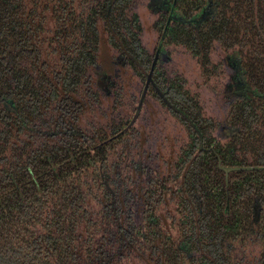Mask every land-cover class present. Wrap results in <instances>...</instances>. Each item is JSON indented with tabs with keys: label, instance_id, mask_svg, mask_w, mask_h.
Listing matches in <instances>:
<instances>
[{
	"label": "flooded vegetation",
	"instance_id": "flooded-vegetation-1",
	"mask_svg": "<svg viewBox=\"0 0 264 264\" xmlns=\"http://www.w3.org/2000/svg\"><path fill=\"white\" fill-rule=\"evenodd\" d=\"M94 1L83 3L95 12L90 41L99 61L90 66V79L95 106L109 100L110 112L106 126L82 110L77 128L46 131L50 145L60 138L77 142L63 149L56 165L81 164L83 178L110 173L107 196L122 199L130 212L127 248L133 240L152 247L150 235L157 233L168 262H196L202 247L216 253L219 244L230 249L225 258L231 264L228 254L243 250L245 241L228 238L240 229L232 222L240 211L233 210L229 181L240 184L243 172L264 169L253 167L235 144L246 130L231 110L255 90L240 52L222 39L234 2ZM213 168L225 182L215 191ZM251 205L256 224L262 203ZM135 230L144 240L135 239ZM231 257L238 263L240 256ZM203 258L215 262L213 255Z\"/></svg>",
	"mask_w": 264,
	"mask_h": 264
},
{
	"label": "trees",
	"instance_id": "trees-1",
	"mask_svg": "<svg viewBox=\"0 0 264 264\" xmlns=\"http://www.w3.org/2000/svg\"><path fill=\"white\" fill-rule=\"evenodd\" d=\"M231 1L235 13L222 39L240 52L255 90L231 110L246 130L235 144L253 167L264 168V0ZM83 3L95 1L0 0V264H178L165 260L157 233L150 235L152 247L133 240L127 248L130 212L122 199L107 196L110 173L83 178L78 163L63 170L57 158L77 142L60 138L50 145L46 138L52 128H77L82 110L105 126L110 112L109 100L95 106L89 71L99 61L90 41L95 12ZM212 175L215 191L225 182L216 168ZM240 175L241 183L230 179L228 189L233 210L240 211L232 222L240 229L228 238H242L245 246L228 259L264 264V169ZM253 201L262 203L256 224ZM134 237L143 239L136 230ZM218 246L216 253L202 247L201 260L188 264H229L230 249ZM231 256H240L238 263Z\"/></svg>",
	"mask_w": 264,
	"mask_h": 264
}]
</instances>
